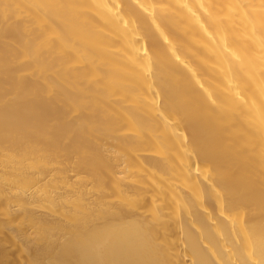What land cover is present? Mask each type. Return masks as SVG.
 <instances>
[{
  "label": "bare ground",
  "instance_id": "bare-ground-1",
  "mask_svg": "<svg viewBox=\"0 0 264 264\" xmlns=\"http://www.w3.org/2000/svg\"><path fill=\"white\" fill-rule=\"evenodd\" d=\"M0 264H264V0H0Z\"/></svg>",
  "mask_w": 264,
  "mask_h": 264
}]
</instances>
